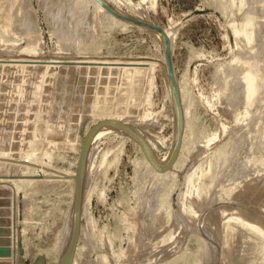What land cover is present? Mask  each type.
Wrapping results in <instances>:
<instances>
[{"label":"rangeland","instance_id":"rangeland-1","mask_svg":"<svg viewBox=\"0 0 264 264\" xmlns=\"http://www.w3.org/2000/svg\"><path fill=\"white\" fill-rule=\"evenodd\" d=\"M113 1L169 31L193 128L181 166L164 182L149 174L136 142L110 134L93 143L108 127L95 134L78 264H264V82L249 108L239 82L256 53L264 81V0ZM93 3L0 0V155H10L0 159V180H11L0 182V248L10 252L0 260L9 264H55L47 248L70 222L68 185L39 184L22 153L37 156L39 174L43 164L74 168L83 132L106 108L99 121L124 110L142 125L154 156L170 153L169 161L174 152L178 120L163 41L151 29L113 27ZM246 18L256 22L253 45L236 31Z\"/></svg>","mask_w":264,"mask_h":264},{"label":"bare ground","instance_id":"bare-ground-1","mask_svg":"<svg viewBox=\"0 0 264 264\" xmlns=\"http://www.w3.org/2000/svg\"><path fill=\"white\" fill-rule=\"evenodd\" d=\"M89 1H91V0H89ZM106 2H108L110 5H112L113 7H115L117 10H120V11H122V12H125V13H127L124 9H122L119 5H117L116 3H118V2H116L115 3V1H113V0H105ZM234 0H232L231 1V3L233 2ZM242 0H240V2H241ZM244 1V0H243ZM250 1V0H249ZM254 1V0H253ZM263 1V0H262ZM262 1H261V3H262ZM79 2V1H78ZM88 2V1H87ZM92 2H94L93 3V5L94 4H96L97 5V10L99 9L100 10V12H103L102 14H100V13H97V14H100L101 16H103V18L104 19H106L108 22L110 21L111 22V24L113 25H116V26H118V27H120V28H122V29H125V28H128L129 26H137V27H139V28H143V29H148V28H145V27H143V26H140V25H136V24H131V23H129V22H127V21H125V20H122V19H120V18H117L116 16H114L111 12H109L107 9H105L103 6H101L96 0H92ZM264 2V1H263ZM74 3H75V1H74ZM85 3V2H84ZM234 3V2H233ZM239 3V2H238ZM243 3V2H242ZM256 3V2H255ZM257 3H258V1H257ZM79 4V3H78ZM88 4H89V2H88ZM87 4V5H88ZM235 4V3H234ZM236 4H237V1H236ZM235 4V5H236ZM240 4V3H239ZM245 4H247L248 5V3H246L245 2ZM70 5V4H69ZM79 5H81V4H79ZM241 5H243V4H241ZM252 5V4H251ZM255 5V4H254ZM260 5V4H259ZM59 6V5H58ZM233 6V5H232ZM237 6V5H236ZM263 6V5H262ZM233 7H235V6H233ZM242 7V6H241ZM243 7H245V6H243ZM254 7V6H253ZM261 7V6H260ZM232 8V7H231ZM238 8H240V6L238 7ZM251 8V7H250ZM253 9V8H252ZM77 10V9H76ZM238 10V9H237ZM245 10H246V8H245ZM258 10V9H257ZM260 10V9H259ZM95 11V10H94ZM129 11H133V9H131V10H129ZM135 11V10H134ZM247 11V10H246ZM261 11V10H260ZM238 12V11H237ZM242 12H243V10H242ZM256 12V11H255ZM262 12V11H261ZM132 13H134V12H132ZM131 13V14H132ZM127 14H129V13H127ZM135 14H139L138 16L140 17V14L141 13H135ZM251 14H253V12L251 13ZM258 14V13H257ZM256 14V15H257ZM70 16V15H69ZM99 16V15H98ZM137 16V15H136ZM143 16V15H142ZM249 16L252 18V16L249 14ZM253 16L255 17V15L253 14ZM254 17H253V19H254ZM257 17V16H256ZM255 17V19H257L258 20V17L256 18ZM263 17H264V15H263ZM138 18V17H137ZM144 18H147V17H144L143 16V19H141V18H138V19H141V20H144ZM259 18H261V17H259ZM102 19V18H101ZM103 19V20H104ZM148 19V18H147ZM102 20V21H103ZM106 20H104V21H106ZM245 20V19H244ZM246 20H247V18H246ZM260 20V19H259ZM259 20H258V22H259ZM70 21V20H69ZM144 21H147L146 19L144 20ZM150 20L148 19V22H149ZM256 21V20H255ZM261 21V20H260ZM263 21V20H262ZM63 22V21H62ZM151 22V21H150ZM235 22V21H234ZM103 23V22H102ZM233 23V22H232ZM242 23V22H241ZM256 23V22H255ZM254 23V24H255ZM263 23V22H262ZM105 24V23H104ZM253 20H251L250 18L246 21V24H245V27L242 29V30H236L237 31V33H241V34H243L244 35V37H245V39H246V41H247V43H250L252 40H254L255 39V42H256V40H257V38H254L253 39V34L255 33L254 31H256L255 30V28L253 27ZM108 25L110 26V24L108 23ZM114 25H113V27H114ZM264 25V24H263ZM103 26V25H102ZM115 26V27H116ZM256 26V25H255ZM65 27V26H64ZM111 27V26H110ZM82 29V28H81ZM258 29V28H257ZM100 30V29H99ZM84 31V30H83ZM148 31H151L150 29H148ZM66 32V31H65ZM96 32V31H95ZM94 32V33H95ZM159 36H160V38H161V40L163 41V43H164V38H163V36L159 33V32H157V31H155ZM165 33L167 34V37L169 38V40L171 41V45H172V40H171V37H170V34H169V31H165ZM82 35V34H81ZM237 35V34H236ZM239 36H241V35H239ZM254 36H255V34H254ZM264 36V35H263ZM64 37V36H63ZM70 37H72V36H70ZM243 37V36H242ZM243 37V38H244ZM256 37V36H255ZM242 39V38H241ZM63 40V39H62ZM80 40V39H79ZM262 40H264V39H262ZM82 41V40H81ZM242 41V40H241ZM240 41V42H241ZM245 41V42H246ZM244 42V41H243ZM254 42V41H253ZM264 42V41H263ZM239 43V42H238ZM79 44V43H78ZM243 45H245V44H243ZM248 45H253V43L251 42V44H248ZM255 45V44H254ZM259 45H261V44H259ZM98 46V45H97ZM241 46V45H240ZM243 47V46H242ZM246 46H244V48H245ZM248 47V46H247ZM253 47V46H252ZM171 48H173V46L171 47ZM244 48H242V49H244ZM251 48V47H250ZM246 49V48H245ZM259 49V48H258ZM240 50V49H239ZM247 50H248V48H247ZM246 50V51H247ZM252 50V49H251ZM261 50V49H260ZM243 51V50H242ZM241 51V52H242ZM250 51V50H249ZM253 51H255L254 49H253ZM243 53H245V52H243ZM255 53V52H254ZM242 55V54H241ZM241 55H239V57L241 56ZM244 55H246V54H244ZM26 56V55H25ZM243 56V55H242ZM262 53L260 54V53H256L255 55L253 54V57L251 58L250 56H247V57H250V59L248 60H242V61H244V69H243V73H242V75H240L241 77L239 78V82L243 85V90H244V97H243V99H244V102L243 103H245L244 105V107L245 108H249V106H251V105H253L255 102H257V99H258V97H259V95H260V91H261V88H262V83L264 82L263 81V75L261 74L262 72H260V67L262 66H260V63L261 62H263L262 61ZM239 58L238 56H235V58ZM246 57V58H247ZM241 58H245V57H241ZM21 59V58H20ZM23 59V58H22ZM24 59H26V58H24ZM240 59V58H239ZM26 60H28V59H26ZM31 60V59H30ZM236 61L237 59H234L233 58V61ZM263 60H264V58H263ZM232 61V62H233ZM238 61V60H237ZM231 62V63H232ZM240 62V61H239ZM238 62V63H239ZM235 64V63H234ZM240 64V63H239ZM262 64V63H261ZM221 66V65H220ZM166 67V66H165ZM224 67V66H223ZM233 67H235L236 68V65L234 66L233 65ZM240 67V66H239ZM222 68V67H221ZM227 68V67H226ZM238 68V67H237ZM237 68L236 69H234V68H232L233 69V73H234V70L236 71L237 70ZM228 69V68H227ZM165 71H166V73H167V77H168V82H169V88H170V91L171 92H173V86H172V84L170 83V81H169V76H168V69H167V67L165 68ZM224 71V70H223ZM227 71V70H226ZM225 72V71H224ZM231 73V72H230ZM237 73H238V71H237ZM239 73H240V71H239ZM235 74V73H234ZM233 74V75H234ZM218 75H221V74H218ZM230 75V74H229ZM232 75V76H233ZM185 76V75H184ZM228 76V75H227ZM226 76V77H227ZM229 77V76H228ZM26 78V77H25ZM185 78V77H184ZM183 78V79H184ZM183 79H179V87H180V91H181V98H182V105H183V112H184V118H185V129H184V135H183V141H182V145H181V149H180V152H179V156H178V158H177V161L173 164V166L169 169V170H167V171H165V172H159V171H157V170H155L154 169V167L152 166V164L150 163V161L147 159V157H146V155H145V152H144V149L142 148V146H141V144H139V142H137V140L135 139V138H133V136H131V135H129V134H127L124 130H122V129H120V128H117V127H115V126H113V127H109V126H111V125H106V126H103V127H101L97 132H99L101 129H103V128H105V127H108V128H105V129H103V130H101L97 135H96V137L94 138V141H93V143L95 142V140H97L98 138H100V137H102L103 135H113V136H120V137H123V138H127V139H130V140H133L134 142H136L137 143V145L139 146V148H140V150H141V153H142V161H143V163L146 165V169H147V171L149 172V174H151V176H153L157 181L159 180V181H162L163 180V182H164V179H167V178H170V177H172L173 175H172V173H173V170H176V168H178V167H180L181 166V164H182V157H183V154H184V151L186 150V148H187V145H188V138H189V136H190V134H191V130H192V122H193V119H192V102H191V100H190V97H189V93H188V90H187V88L185 87V85H184V81H183ZM233 80H234V78H233ZM221 81V80H220ZM223 81V80H222ZM228 84V83H227ZM226 84V85H227ZM229 85V84H228ZM232 85H234V84H232ZM236 85V84H235ZM264 86V85H263ZM235 87V86H234ZM236 87H237V85H236ZM231 88V87H230ZM241 88V87H240ZM223 89V88H222ZM229 89V88H228ZM231 90V89H230ZM233 90V89H232ZM227 91V90H226ZM237 91V90H236ZM235 91V92H236ZM242 91V90H241ZM264 93V92H263ZM34 94V93H33ZM233 94V93H232ZM40 95V94H39ZM230 95V94H229ZM235 95V94H234ZM234 95H233V97H234ZM240 95V94H239ZM232 96V95H231ZM40 97V96H39ZM173 97V96H172ZM32 98V97H31ZM261 98H264V94H263V97H261ZM260 98V99H261ZM21 99V98H20ZM29 99V98H28ZM236 99V98H235ZM238 99V98H237ZM259 99V100H260ZM33 100V99H32ZM230 100V99H229ZM241 100V99H240ZM31 101V100H30ZM37 101H39V100H37ZM262 101V100H261ZM174 102V101H173ZM20 103V102H19ZM36 103V102H35ZM242 103V102H241ZM261 103V102H260ZM239 105H241V104H239ZM257 105V104H256ZM18 106V105H17ZM58 106V105H57ZM259 106V105H258ZM243 107V106H242ZM90 108V107H89ZM63 109V108H62ZM20 110V109H19ZM109 110V109H108ZM107 110V108L104 110L103 109V111H101V112H97V117H94V119L95 118H97V120L94 122V124H96L97 122H99V116L102 114V115H105V114H107L109 111ZM237 111V110H236ZM245 111H246V109H245ZM244 111V112H245ZM248 111H250V110H248ZM45 112V111H44ZM67 112V111H66ZM239 112H241V111H239ZM243 112V111H242ZM261 112V111H260ZM246 113V112H245ZM244 113V114H245ZM249 113V112H248ZM248 113H247V115H248ZM22 114V113H21ZM42 114V113H41ZM60 114V113H59ZM239 114V113H238ZM241 114V116H242V113H240ZM243 114V115H244ZM261 114V113H260ZM9 115V114H8ZM43 115V114H42ZM41 115V116H42ZM73 116V115H72ZM128 114H127V112L126 111H117V114H115V116H113L112 118H110V119H115V120H119V121H121V122H123V123H125V124H128V125H130V126H132V127H134L140 134H141V136L145 139V141H146V143H147V145L149 146V147H151L152 149H153V146H152V144H151V140L149 141V137H147L143 132H144V129H143V131H142V125L140 126V125H138L137 123H134V121L132 122L131 120V118H130V116H129V118H128ZM19 117V116H18ZM133 117V116H132ZM249 117V116H248ZM243 118H244V116H243ZM242 118V119H243ZM61 119V118H60ZM135 119V118H134ZM133 119V120H134ZM236 119V118H235ZM238 119V118H237ZM236 119V120H237ZM245 119V118H244ZM11 120V119H10ZM61 120H63V119H61ZM93 120V119H92ZM247 120V119H246ZM262 120V119H261ZM263 121V120H262ZM261 121V122H262ZM10 122V121H9ZM31 122V121H30ZM136 122V121H135ZM238 122V121H237ZM258 122H260V121H258ZM3 123V122H2ZM13 123V122H12ZM76 123V122H75ZM244 123V122H243ZM59 124V123H58ZM93 124V125H94ZM144 124V123H143ZM240 124V123H239ZM1 125V124H0ZM92 125V126H93ZM91 126V127H92ZM144 126V125H143ZM245 126V125H244ZM91 127H88L87 129H85V131L83 132V138H84V136L86 135V133L89 131V129L91 128ZM7 128V127H6ZM16 128V127H15ZM76 128V127H75ZM143 128H145V127H143ZM238 128V127H237ZM248 128H249V126H248ZM243 129V128H242ZM241 129V130H242ZM1 130V129H0ZM74 130H76V129H74ZM240 130V131H241ZM244 130V129H243ZM263 130V129H262ZM196 131H197V129H196ZM247 131V130H246ZM6 132V131H5ZM74 132V131H73ZM244 132V131H243ZM1 133V132H0ZM14 133V132H13ZM55 133V132H54ZM246 133V132H245ZM263 133V132H262ZM261 133V134H262ZM53 134V133H52ZM196 134V133H195ZM234 134V133H233ZM54 135V134H53ZM52 135V136H53ZM57 135V134H56ZM59 135V134H58ZM57 135V136H58ZM63 135V134H62ZM72 135V134H71ZM241 135V134H240ZM239 135V136H240ZM18 136V135H17ZM235 136V135H234ZM243 136V135H242ZM263 136V135H262ZM8 137V136H7ZM230 137H231V135H230ZM241 137V136H240ZM245 137V136H244ZM244 137H243V139H244ZM9 138V137H8ZM26 138V137H25ZM29 138V137H28ZM31 138H33V137H31ZM116 138H118V137H116ZM149 138V139H148ZM66 139V138H65ZM74 139V138H73ZM241 139V138H240ZM2 140V139H1ZM24 140H26V139H24ZM31 140V139H30ZM33 140V139H32ZM228 140V139H227ZM234 140V139H233ZM19 141V140H18ZM50 141H52V139H50ZM59 141V140H58ZM231 141V140H230ZM29 142V141H28ZM42 142V141H41ZM45 142V141H44ZM54 142H56V139L54 140ZM54 142H53V145L55 146V144H54ZM60 142H61V140H60ZM82 142H83V140L81 141L80 140V142L79 143H81L80 144V146H78L77 148H76V150H77V152H78V158H79V155H80V152H81V147H82ZM153 142V141H152ZM232 142V141H231ZM19 143H21V142H19ZM36 143H38V142H36ZM75 143V142H74ZM93 143H92V149L94 148L93 147ZM193 143V142H192ZM34 144H35V142H34ZM51 144V143H50ZM153 144H155V143H153ZM7 145V144H6ZM24 145V144H23ZM36 145V144H35ZM47 145V144H46ZM78 145V144H77ZM91 145V144H90ZM223 145V144H222ZM230 145H231V143H230ZM21 146V145H20ZM42 146V145H41ZM41 146H39V147H41ZM51 146V145H50ZM49 146V147H50ZM54 146H52V147H54ZM5 147H7V146H5ZM10 147V146H9ZM19 146H17V148H18ZM34 147V146H33ZM155 147V146H154ZM173 147V146H172ZM27 148H29V147H27ZM90 147H89V149H91ZM8 149V148H7ZM24 149V148H23ZM34 149V148H33ZM36 150H37V148H35ZM45 149V148H44ZM43 149V150H44ZM47 149V148H46ZM50 149V148H49ZM48 149V150H49ZM52 149V148H51ZM216 149V148H215ZM3 150V149H2ZM26 150V149H25ZM30 150V149H29ZM48 150L46 151V152H48ZM158 150V149H157ZM51 151V150H50ZM153 151V150H152ZM225 151H227V149H221L220 148V150L218 151V158H220L222 155H224L226 152ZM30 152H34L33 150L32 151H30ZM29 152V153H30ZM40 152V151H39ZM91 152V151H90ZM90 152H89V150H88V155H87V158H88V160L87 161H90V160H92V157H93V154H90ZM95 152V151H94ZM188 152V151H187ZM26 153V152H25ZM24 153V154H25ZM41 153H44V151L43 152H41ZM61 153V152H60ZM93 153V152H92ZM236 153V152H235ZM13 154V153H12ZM37 154V153H36ZM45 154V153H44ZM47 154V153H46ZM46 154H45V156H46ZM49 154V153H48ZM47 154V155H48ZM63 154V153H62ZM158 154V153H157ZM168 154H170V153H168ZM168 154H167V156H165V157H163V158H161V157H157V156H155V158L157 159V161L160 163V164H164V163H166L167 161H168ZM215 154V153H214ZM227 154V153H226ZM233 154V153H232ZM22 156L21 157H23V158H27L28 160H29V162H30V167H31V174H29V175H31V176H37V177H39V184H43V183H47V184H51L52 186L51 187H57V186H59V185H61V184H63V183H66L68 186H67V189L69 188V191H70V193H71V196H72V204H71V213H70V222H69V224H67L68 225V227H67V225H66V230L64 229V233H63V235H62V237H56V239L54 240V242L50 245V247H48L47 248V252H46V254H45V256H46V258L49 260V259H51L52 257H55V264H58V262H59V260H60V258H61V256L63 255V253L65 252V249L67 248V245H68V242H69V239H70V236H71V232H72V224H73V210H74V189H75V175H76V167H77V162H78V158H77V161H76V165H75V167L74 168H72V167H64V168H62L61 170L60 169H58V168H50L47 164H43V169H44V171H43V169H40L41 170V172L42 173H40L39 174V159L38 158H36L33 154H28V155H26V156H24L23 155V153L21 154ZM90 155V156H89ZM165 155V154H164ZM9 156L10 155H0V159H5V160H8L9 159ZM42 156H43V154H42ZM50 156V155H49ZM89 156V157H88ZM185 156H186V154H185ZM213 156V155H212ZM225 157H226V155H224ZM231 156V155H230ZM233 156V155H232ZM39 157V156H38ZM225 157H223V158H225ZM227 157H228V155H227ZM71 159V158H70ZM73 159V158H72ZM184 159V158H183ZM214 159H216V158H214ZM221 159H222V157H221ZM228 159V158H227ZM213 160V159H212ZM93 161V160H92ZM104 161V160H103ZM210 161V160H209ZM216 161H217V159H216ZM3 162H5V161H3ZM88 163V162H87ZM141 163V162H140ZM200 163V162H199ZM210 163V162H209ZM89 164V163H88ZM91 164V163H90ZM216 164V163H215ZM214 164V165H215ZM230 164V163H229ZM232 164V163H231ZM33 165V166H32ZM89 166V165H88ZM212 165H210V167H211ZM226 166V165H225ZM21 167V166H20ZM29 167V168H30ZM93 167V166H92ZM91 167V168H92ZM144 167V166H143ZM89 169H91L90 167H88ZM86 169H87V165H86ZM86 169H85V173H86ZM223 169V168H222ZM209 170V169H208ZM210 171V170H209ZM209 171H208V173H209ZM147 172V173H148ZM201 173V172H200ZM172 176H171V175ZM190 174V173H189ZM168 176H170V177H168ZM200 176V175H199ZM89 178V177H88ZM146 178V177H145ZM173 178V177H172ZM85 180V179H84ZM4 181H6V182H8V183H11V180H9V179H6V178H4V179H1L0 180V182H4ZM26 181V180H25ZM89 181V180H88ZM158 181V182H159ZM192 181V180H191ZM190 181V182H191ZM198 181V180H197ZM166 182V181H165ZM168 182V181H167ZM37 183H38V181H37ZM46 185V184H45ZM42 186V185H41ZM47 186V185H46ZM92 189V188H91ZM65 190V189H64ZM88 190V189H87ZM87 190H85L84 191V182H83V198H82V220L84 219H88V220H90L88 217H89V212H88V205H89V201H90V193L89 192H87ZM61 191V190H60ZM68 191V190H67ZM66 191V192H67ZM64 192V191H63ZM65 192V193H66ZM92 192V191H91ZM62 194V193H61ZM92 196V195H91ZM89 222V221H88ZM87 223V222H86ZM88 224H90L91 226H92V222H90V223H88ZM87 226V225H86ZM89 226V225H88ZM90 226V227H91ZM83 230H84V227H83V224L81 225V235H80V238H81V236L83 237ZM87 231V230H86ZM85 231V232H86ZM87 233H88V231H87ZM89 233H91V232H89ZM85 236V235H84ZM88 236V235H87ZM89 237V236H88ZM81 242V241H80ZM79 242V243H80ZM78 243V245H77V248H76V250H75V254H74V256H73V259H72V261H71V263L70 264H78V260H77V255L79 254V252H80V250H81V246H80V244ZM104 258H105V256H104ZM103 259V258H102ZM106 261V260H105ZM105 261H103V263L105 262ZM106 263V262H105ZM179 264H180V262H179Z\"/></svg>","mask_w":264,"mask_h":264},{"label":"water","instance_id":"water-1","mask_svg":"<svg viewBox=\"0 0 264 264\" xmlns=\"http://www.w3.org/2000/svg\"><path fill=\"white\" fill-rule=\"evenodd\" d=\"M96 1L101 6H103L105 9H107L109 12H111L114 16H116L117 18L125 20L131 24L140 25L145 28L157 31L163 36L165 40L164 47H165V55L167 59L168 76H169V81L173 86V99H174L175 110L177 113V120H178L177 142H176L174 152L170 160L167 163L160 164L155 158L151 148L147 145L145 139L141 136V134L134 127L128 124H125L115 119H104V120L97 122L89 129V131L86 133V135L83 138L81 152L79 155V160H78L77 170H76V175H75L72 232H71V236H70L67 248L65 249V252L61 256L58 264H70L75 254L77 245L79 243V239L81 235V225H82L83 182H84V176H85V169L87 165V155H88L90 144L93 140V137L97 133V131L101 127L106 126V125L115 126L117 128L124 130L127 134L133 136V138H135L137 142H139V144H141L142 148L144 149L147 159L150 161L154 169L159 172H165L173 166V164L175 163V160L177 159V156L181 149L184 129H185V118H184V112H183L181 91L179 87V80L177 78V74H176V70H175V66H174V62H173V58L171 54V41L167 37L165 30L154 23L135 18L125 12L117 10L115 7L110 5L105 0H96ZM19 243L21 244V242ZM9 253L10 252L9 250H7V248H3V249L0 248V256L6 257ZM0 264H9V262H4L0 260Z\"/></svg>","mask_w":264,"mask_h":264}]
</instances>
